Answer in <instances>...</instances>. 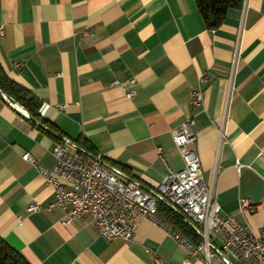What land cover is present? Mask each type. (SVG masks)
Instances as JSON below:
<instances>
[{"label": "crops", "instance_id": "crops-1", "mask_svg": "<svg viewBox=\"0 0 264 264\" xmlns=\"http://www.w3.org/2000/svg\"><path fill=\"white\" fill-rule=\"evenodd\" d=\"M244 7L226 142L218 149L240 9L208 31L194 0H0V66L39 104L36 124L0 92V239L29 264H152L150 251L164 264H205L186 259L160 226L143 219L130 241H105L87 215L63 226L64 210H48L50 187L21 159L28 152L54 166L51 125L91 146L122 180L152 188L182 168L170 131L187 118L203 180L217 171L220 215H235L245 199L254 210L237 220L263 226L264 0ZM198 86L203 107L190 103ZM33 203L39 211L30 213Z\"/></svg>", "mask_w": 264, "mask_h": 264}, {"label": "built area", "instance_id": "built-area-1", "mask_svg": "<svg viewBox=\"0 0 264 264\" xmlns=\"http://www.w3.org/2000/svg\"><path fill=\"white\" fill-rule=\"evenodd\" d=\"M240 6V17L234 41L228 79L224 91L217 126L218 149L226 142L225 127L233 90L232 81L239 57V46L244 23L245 7ZM3 29L0 27V40ZM19 66V63H16ZM204 78H199V85ZM116 82H114V85ZM134 80L129 81L132 86ZM126 96L132 98L133 91ZM190 103L203 107V94L198 86L191 92ZM192 118L185 119L170 131L171 139L182 160V168L168 170L162 181L148 188L135 181L120 178V171L104 167L102 157L91 156L83 149L68 143L54 144L51 154L55 159L52 168L37 164L28 152L21 159L36 167L53 194L51 207L64 210L62 225L67 226L81 217L90 216L98 235L107 242L130 241L140 219L160 226L184 252L186 259H201L205 264H264V225L249 229L235 215L252 213L254 205L242 199L235 215L221 216V207L215 198L214 181L206 183L195 149L196 136L192 130ZM158 154L161 149L157 148ZM159 204L168 207L192 230L191 239L179 229L163 221L157 215ZM30 213L39 211L36 203L27 207ZM217 241V244L214 243ZM152 264H164L156 253L150 251Z\"/></svg>", "mask_w": 264, "mask_h": 264}, {"label": "trees", "instance_id": "trees-1", "mask_svg": "<svg viewBox=\"0 0 264 264\" xmlns=\"http://www.w3.org/2000/svg\"><path fill=\"white\" fill-rule=\"evenodd\" d=\"M242 0H194V6L203 22L206 30L212 31L217 29L223 22L225 14L230 9H240ZM0 92L10 98L14 103L22 107L32 119H36L38 102L25 89L12 82L4 73L0 66ZM45 124V123H44ZM49 129L46 134L54 140L56 144L63 142L59 137H55L52 133H60L53 126H47ZM72 143L78 148L83 149L91 156H96L95 150L84 142L73 140ZM102 159V158H101ZM157 215L165 222L179 229L184 235L193 239L192 230L186 226L180 218L174 214L165 205L157 206ZM0 264H29L20 253L9 247L2 239H0Z\"/></svg>", "mask_w": 264, "mask_h": 264}, {"label": "water", "instance_id": "water-1", "mask_svg": "<svg viewBox=\"0 0 264 264\" xmlns=\"http://www.w3.org/2000/svg\"><path fill=\"white\" fill-rule=\"evenodd\" d=\"M7 99H9L6 95H4ZM9 100H11V99H9ZM15 104V103H14ZM20 109L25 113V114H27V112L22 108V107H20ZM29 116V115H28ZM32 121H34V119H32V118H30ZM35 122V121H34ZM36 124H37V122H35ZM40 125V124H39ZM41 126V125H40ZM53 134V133H52ZM53 135H55L56 137H59L60 139H61V141L62 142H66V143H68L70 146H73V143L72 142H70V141H68V140H66L64 137H61V136H58V135H56L55 133L53 134Z\"/></svg>", "mask_w": 264, "mask_h": 264}, {"label": "rangeland", "instance_id": "rangeland-1", "mask_svg": "<svg viewBox=\"0 0 264 264\" xmlns=\"http://www.w3.org/2000/svg\"><path fill=\"white\" fill-rule=\"evenodd\" d=\"M215 243L217 244V241H215Z\"/></svg>", "mask_w": 264, "mask_h": 264}]
</instances>
